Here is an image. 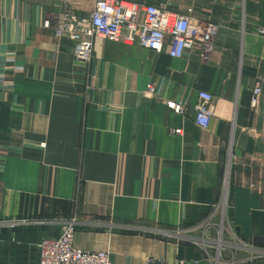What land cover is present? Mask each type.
Masks as SVG:
<instances>
[{"label":"crops","instance_id":"1","mask_svg":"<svg viewBox=\"0 0 264 264\" xmlns=\"http://www.w3.org/2000/svg\"><path fill=\"white\" fill-rule=\"evenodd\" d=\"M127 1L192 7L218 27L210 60L95 37L83 64L44 22L95 0H0V264H38L66 221L113 264H264V0ZM220 231L239 245L208 246Z\"/></svg>","mask_w":264,"mask_h":264},{"label":"built area","instance_id":"2","mask_svg":"<svg viewBox=\"0 0 264 264\" xmlns=\"http://www.w3.org/2000/svg\"><path fill=\"white\" fill-rule=\"evenodd\" d=\"M172 1L160 5L143 4L127 0H95L94 9L89 18H78L70 13H62L44 22L45 28L54 25L58 38L65 37L74 43V58L83 64L91 62L94 54V38L109 39L127 45H136L158 54L167 52L171 58H183L189 51L200 49L203 62L210 60L214 52V41L218 27L208 24L205 28L195 23L192 7L185 13L171 10ZM53 19V20H52ZM264 34V32H261ZM3 83V75H0ZM150 93L156 92L154 84L148 85ZM254 96L262 94L256 88ZM200 101L195 106L196 123L206 129L212 118L210 104L214 96L208 92L200 93ZM177 114H184V106L175 104ZM174 134L182 135V129H174ZM209 223H207L208 225ZM15 224L0 221V227ZM77 222H63L58 238H49L39 245L38 264H113L109 253L105 251H85L76 247L74 240ZM220 232L217 238H206L208 246L219 243L222 246ZM218 246V244H217ZM231 249L229 245H223ZM148 264H166L164 261L150 259ZM176 264H186L177 262ZM228 264H234L232 261Z\"/></svg>","mask_w":264,"mask_h":264},{"label":"rangeland","instance_id":"3","mask_svg":"<svg viewBox=\"0 0 264 264\" xmlns=\"http://www.w3.org/2000/svg\"><path fill=\"white\" fill-rule=\"evenodd\" d=\"M210 58H211V57H210ZM227 171H229V164H227ZM9 227H10V226H9ZM12 228H15V226L12 227ZM76 230H77V228H76ZM222 233H223V232L220 231V236H221L220 238H221V241H222V246H221V248L226 249L225 246H223V245H229V243H226V242H225V240L223 239ZM45 240H46V239H45ZM43 241H44V240H43ZM231 242H232V243H231L232 245H231V244L229 245L230 248L233 247V246H235V245H239L238 243H233L234 241H232V240H231ZM41 243H42V242H41ZM41 243H40V244H41ZM225 243H226V244H225ZM40 244H39V245H40ZM39 245H38V250H39ZM219 250H220V249H219ZM216 258H218V257H216ZM216 258H215V259H216ZM231 261L235 264L236 259H235V258H234V259H231ZM179 262H181V261H179Z\"/></svg>","mask_w":264,"mask_h":264}]
</instances>
